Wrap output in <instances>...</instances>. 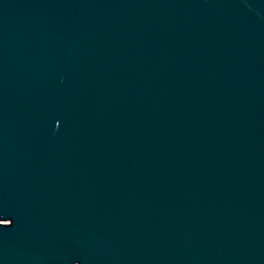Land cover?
I'll return each mask as SVG.
<instances>
[{
  "label": "water",
  "instance_id": "obj_1",
  "mask_svg": "<svg viewBox=\"0 0 264 264\" xmlns=\"http://www.w3.org/2000/svg\"><path fill=\"white\" fill-rule=\"evenodd\" d=\"M0 264H264V0H0Z\"/></svg>",
  "mask_w": 264,
  "mask_h": 264
}]
</instances>
